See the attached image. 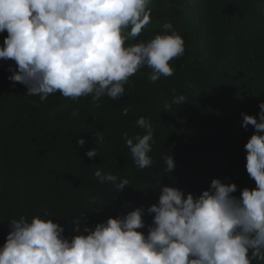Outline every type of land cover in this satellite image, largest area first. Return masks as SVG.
<instances>
[{
	"label": "trees",
	"instance_id": "obj_1",
	"mask_svg": "<svg viewBox=\"0 0 264 264\" xmlns=\"http://www.w3.org/2000/svg\"><path fill=\"white\" fill-rule=\"evenodd\" d=\"M149 8L151 22L125 46L172 34L162 28L170 22L185 50L169 61L172 76L152 82L153 70L141 66L124 84L122 97L105 94L93 101L89 94L74 100L57 92L41 101L8 79L15 62L0 60V247L12 219L31 221L45 212L65 226L68 238L74 216H86V225L94 227L142 206L146 227L137 231L147 236L155 214L146 210L158 203L160 183L195 196L213 179L235 183L237 197L256 187L244 148L254 128L241 126V113L258 117L264 102V0H152ZM6 36L0 33V46ZM181 95L187 100L171 103ZM140 117L154 128L148 154L153 163L144 169L124 139V133L146 134L136 124ZM97 132L104 139L96 146ZM81 137L83 146L77 143ZM94 147L98 156L87 157ZM165 154L175 160L170 173ZM98 169L129 185L119 193L99 181Z\"/></svg>",
	"mask_w": 264,
	"mask_h": 264
},
{
	"label": "clouds",
	"instance_id": "obj_2",
	"mask_svg": "<svg viewBox=\"0 0 264 264\" xmlns=\"http://www.w3.org/2000/svg\"><path fill=\"white\" fill-rule=\"evenodd\" d=\"M152 0H0V33L7 32L0 46V60H11L8 79L26 86L28 95L44 101L59 92L77 99L92 94L93 101L107 95L125 94L124 84L141 66L153 71L152 82L172 76L169 61L184 53V41L168 22L165 33L147 43L125 46L151 22ZM130 28V31L128 29ZM187 99L174 97L172 104ZM166 109L171 104L165 105ZM257 116L241 113V126L254 132L244 145L246 171L255 188H244L239 197L235 183L213 179L199 196L161 183L158 203L147 208L155 214L148 234L144 207L109 217L94 227L84 218L72 217L77 233L67 238L65 226L53 222L50 214L12 219L6 241L0 247V264H264V102ZM136 124L146 134L128 138L140 169L153 163L154 128L140 117ZM94 143H102L97 132ZM135 140V143H134ZM83 137L77 143L85 144ZM98 156L97 147L86 151ZM165 170L175 169L172 155L165 154ZM95 176L110 182L120 193L129 185L112 174ZM128 207V205H125ZM250 253V255H249Z\"/></svg>",
	"mask_w": 264,
	"mask_h": 264
},
{
	"label": "rangeland",
	"instance_id": "obj_3",
	"mask_svg": "<svg viewBox=\"0 0 264 264\" xmlns=\"http://www.w3.org/2000/svg\"><path fill=\"white\" fill-rule=\"evenodd\" d=\"M75 234H77V233H74V234L70 235L68 238L71 239V237H72L73 235H75Z\"/></svg>",
	"mask_w": 264,
	"mask_h": 264
}]
</instances>
